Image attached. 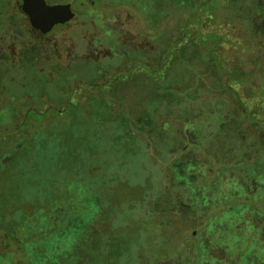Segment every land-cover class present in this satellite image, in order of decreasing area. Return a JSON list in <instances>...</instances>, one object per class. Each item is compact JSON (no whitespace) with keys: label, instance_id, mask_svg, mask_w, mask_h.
I'll use <instances>...</instances> for the list:
<instances>
[{"label":"rangeland","instance_id":"1","mask_svg":"<svg viewBox=\"0 0 264 264\" xmlns=\"http://www.w3.org/2000/svg\"><path fill=\"white\" fill-rule=\"evenodd\" d=\"M46 1L70 2L75 17L39 43L12 0H0V35L7 37L15 26L16 34L36 37L31 45L19 41L13 60L5 49L0 53V264H7L12 249L19 250V261L12 264H33L29 247L57 217L45 234L48 243L58 235L67 242L70 228L83 227L91 217L85 230L97 244L101 231L112 232L130 217L144 232L145 264H195L179 236L197 238L227 211L218 212L212 203L203 210L191 198L194 184L184 182L194 168L188 159L200 162L202 178L224 179L222 193L229 196L228 164L220 162L213 172L204 153L232 160L241 184L256 187L264 177V133L242 126L251 117L241 111L240 96H235L238 109L230 96L233 86L255 85L257 98L250 102L264 103V17L254 9L264 7V0H204L199 9L206 10L200 11L191 0ZM208 6L218 14L210 15ZM226 6L236 7L240 18L218 19L226 16ZM211 31L223 38L216 46ZM215 50L217 66L211 58ZM167 61L165 80L161 72L167 67L161 68ZM231 63L246 74L240 82L224 79ZM217 81L224 86L218 88ZM196 136L206 139L204 153L192 152ZM215 180L207 181L208 187ZM148 213L153 218L146 226ZM61 221L71 222L61 229ZM168 232L176 235L169 246ZM214 237L231 251L222 264H258L254 243L245 255L235 254L245 241L227 234V225ZM117 238L122 246L107 243L114 261L131 247L129 239ZM152 238L159 257L152 254Z\"/></svg>","mask_w":264,"mask_h":264},{"label":"trees","instance_id":"2","mask_svg":"<svg viewBox=\"0 0 264 264\" xmlns=\"http://www.w3.org/2000/svg\"><path fill=\"white\" fill-rule=\"evenodd\" d=\"M192 4L195 5V8L198 7L200 4H204V0H191ZM212 2L214 0H209V2ZM214 6V4H211ZM209 7V6H208ZM210 8V15L214 16L213 13H217L216 8ZM216 9V11L214 10ZM256 12L258 11V17L263 16L264 17V7H255L254 8ZM200 10H206V8L199 9ZM221 9H218L219 12ZM226 10L227 14L226 16L219 17L218 19H221L224 22H230L233 20H238L240 11L237 10L236 7H228L224 8ZM213 12V13H212ZM220 16V13H219ZM233 19V20H232ZM250 19V18H249ZM254 15L251 17V22H254ZM263 31L260 33L264 35V26ZM255 32L257 33V29H255ZM210 36L214 39L215 45H218L220 40L222 41L223 38L221 35H219L215 31H211ZM212 61L216 63L220 60V57L216 55V50L214 51L213 56L211 57ZM170 61H167L164 65H162V70H167V72L162 71L161 76L163 79L167 80L169 77V71H170ZM187 64V63H186ZM226 70L228 71V75L225 76L224 79L227 77H230L231 81H238L240 82L239 78L241 79V76H245V72L242 71L241 67L237 66L236 64H229L227 67L225 66ZM231 68V72H229ZM236 70V71H235ZM213 71V70H212ZM201 77L199 80H202L206 82V75L203 73L198 72ZM247 73V72H246ZM250 74L249 72L247 73ZM205 86V85H204ZM218 88L223 87V81L221 83L217 81ZM250 88H242V90H236L235 87H231V104L234 108L238 109V105H242L241 111L247 112L251 119H247L244 122H242V126H245L248 129L254 128L259 133H264V103L261 101L258 102L256 105H252L250 102V99H256L257 96L254 92L257 93V88L255 85H250ZM254 94V95H253ZM235 96H240V100L243 104H238L235 102ZM196 124V122H195ZM209 124L211 125L212 123ZM215 125V124H214ZM215 131L212 129L209 133V137L212 139L217 133L219 128V123L216 124ZM215 132V133H214ZM196 141V146L192 150H199L202 151L201 143H205L206 139H203L201 136H196L194 138ZM203 152V151H202ZM204 153V152H203ZM206 157H204L205 160H210V162H213L214 167L211 169V171L215 172V166L216 168L219 166L218 164L221 162L223 165L225 162L228 164L225 172H228L231 174L229 178L225 179V184L227 187L230 188L232 192V196H229L225 193H222L224 190H222V186L224 185V179L223 181H217L215 177L208 176L207 179L202 178L203 177V169L201 167L200 162L198 163L196 158H189V162L192 161L194 164V168L191 170H188L186 172V177L184 178V175L181 176L182 179L184 178L185 185L188 183L191 187L192 184L194 194L191 196L195 200L197 199V204L204 205V209H209L208 204L212 203L214 205H219L218 212H226L225 216H223L224 219H219L218 216H215V220L213 222H210L208 225V228L205 231H202L199 235L196 237V235L191 236L188 235V237L179 236L183 241L185 249V255L189 257L192 251L194 254L195 264H222L225 259L224 257L231 254V251L229 249H226L224 251L222 249L224 243L220 239H215V235H217L224 225H227V234L232 235H238L243 237L245 243L241 246V248H237L235 250V254L239 255H245L247 252H250L253 248L251 245L256 246L259 250V260L257 261L258 264H264V177L262 178V183H260L256 187H251V183L249 184H241L238 175L236 174L237 170L236 167L233 164V161L230 160L227 157H213L211 155H208V153H204ZM222 156V155H221ZM210 171V172H211ZM217 173V172H216ZM188 176L191 178L189 179ZM192 176V177H191ZM254 177V176H253ZM187 178V180H185ZM214 178V183L211 187H208L207 181H211V179ZM194 182V183H192ZM240 187V188H239ZM192 188V187H191ZM216 189H218V193L214 192ZM192 191V190H191ZM196 193V194H195ZM199 194V198L197 195ZM195 195V196H194ZM205 203V204H204ZM224 205V207H223ZM206 207V208H205ZM101 208V209H100ZM97 213L102 214V207L97 208ZM104 212V211H103ZM151 214H147L144 219V225H149L152 223V218L150 217ZM98 216V214H97ZM212 215L210 214L207 218H210ZM59 218V217H57ZM57 218H54L51 222L55 223V220ZM146 218V219H145ZM125 219V217H123ZM127 220L119 224L117 227H115L112 232L107 231H101L99 235V241L96 244V239L93 238V232L87 231L86 225L91 224L92 218L90 217L89 221L86 222V224L83 227H71L69 230V240L67 242L63 241V236L58 235V237L51 241L50 243L47 242V239L45 237V234L50 232V229L54 228V223L50 224L49 230L44 231V229L39 230V234L35 238L34 244L29 247V252L33 254L34 259L31 261L33 264H145V255L144 250L142 247L143 241L142 238L144 237L143 230L140 228L135 229V224L130 223V217L126 218ZM71 222V221H70ZM69 222V223H70ZM69 223H63L61 221V229L67 226ZM138 230V231H137ZM204 232V233H203ZM202 233L204 234L202 236ZM118 234V235H117ZM117 235V236H116ZM207 235H210V237H207ZM122 238V240H130L131 241V247L128 249L124 248V251L122 254H124L126 257H123L122 259H118L117 261H114L113 258H111L109 254V249L107 246L108 242H116L120 246H122V241H119V238ZM131 237V238H130ZM178 237V236H177ZM202 241V245H199L196 247L197 251H193L194 244L197 241ZM196 239V240H195ZM32 240V239H31ZM156 240H159L158 237H156ZM164 240H167V245L169 243H172L173 240H176V235L173 232H168L166 234V237ZM153 245V256H158V253L156 251L157 246L155 247V240L149 239V244ZM191 241L193 242L192 245ZM212 241V244L209 242ZM141 242V245H138ZM157 244V243H156ZM173 244V243H172ZM228 244V243H227ZM256 244V245H255ZM232 245V244H228ZM169 246V245H168ZM66 248V249H64ZM255 248V247H254ZM218 250L220 253H218ZM229 252V253H228ZM70 253V255H66ZM212 253H214V257L212 256ZM143 254V255H142ZM123 255V256H124ZM121 256V255H120ZM211 262L209 259L211 258ZM187 257V258H188ZM63 258V259H62ZM149 257H147L148 259ZM197 259V261H196ZM160 261V260H159ZM159 261H156L157 263ZM161 262V261H160ZM226 262V261H225ZM159 264V263H158ZM242 264H249L246 262H243Z\"/></svg>","mask_w":264,"mask_h":264},{"label":"water","instance_id":"3","mask_svg":"<svg viewBox=\"0 0 264 264\" xmlns=\"http://www.w3.org/2000/svg\"><path fill=\"white\" fill-rule=\"evenodd\" d=\"M22 10L28 15L31 25L43 33L75 17L70 2L49 4L46 0H22Z\"/></svg>","mask_w":264,"mask_h":264},{"label":"flooded vegetation","instance_id":"4","mask_svg":"<svg viewBox=\"0 0 264 264\" xmlns=\"http://www.w3.org/2000/svg\"><path fill=\"white\" fill-rule=\"evenodd\" d=\"M55 1H57V0H53V2H55ZM12 3L14 5L15 9L21 15L20 20L21 21L24 20L25 27H27L29 30H32V31L34 30V33H37L41 37V40H39V43H41L42 40L48 39L49 35H51V33H52L51 31L53 30V28L56 25L49 32L43 33V32H41L40 30L34 28L31 25L28 15L22 10V0H12ZM49 4H55V3H49ZM64 24H66V23H64ZM64 24H57V25L61 26V25H64ZM16 30H17V27H15V26L11 27V30L9 31L10 33L8 34V36L6 35L8 38L7 37H2V35H0V53L5 49L7 51L6 53H8V55L10 57V60H13L18 54L17 49H16V47H17L16 44H18L19 41H23L25 44L31 45V44L35 43V39H36V37L34 35L31 36L28 33L27 34L24 33L23 36L19 35V34H16ZM41 46H40V48H42V47L44 48L45 47V45L42 46V47ZM38 47H39V45H38ZM39 50L41 51V49H39ZM1 101L2 100H0V102ZM8 243L9 242H7L6 240H3V244H8ZM18 253H19V250L15 251V250L12 249V251L10 253L11 256L8 258L7 264H12L14 262L19 261V259L17 257ZM1 254H2V251L0 252V255ZM2 257H4V256L1 255L0 258H2Z\"/></svg>","mask_w":264,"mask_h":264}]
</instances>
